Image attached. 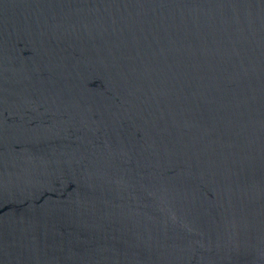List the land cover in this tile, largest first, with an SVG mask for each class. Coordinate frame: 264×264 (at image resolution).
<instances>
[{"label":"water","instance_id":"obj_1","mask_svg":"<svg viewBox=\"0 0 264 264\" xmlns=\"http://www.w3.org/2000/svg\"><path fill=\"white\" fill-rule=\"evenodd\" d=\"M0 264H264V0H0Z\"/></svg>","mask_w":264,"mask_h":264}]
</instances>
